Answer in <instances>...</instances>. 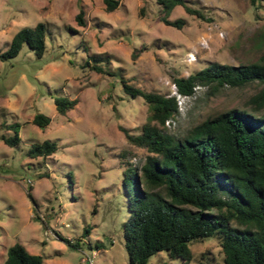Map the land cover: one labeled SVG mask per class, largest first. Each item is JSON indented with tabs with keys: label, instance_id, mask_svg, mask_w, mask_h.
I'll use <instances>...</instances> for the list:
<instances>
[{
	"label": "rangeland",
	"instance_id": "rangeland-1",
	"mask_svg": "<svg viewBox=\"0 0 264 264\" xmlns=\"http://www.w3.org/2000/svg\"><path fill=\"white\" fill-rule=\"evenodd\" d=\"M118 1L108 12L103 0H0V53L20 28L38 22L47 27L42 56L22 44L17 55L0 59V264L14 243L40 255L41 264H129L122 237L129 215L123 175L130 185L148 152L129 143L121 127L139 133L149 111L141 97L124 92L122 77L167 94L173 77L210 62L250 63L264 52V0H191L204 18L177 5L168 18H183L179 28L159 20L154 0ZM79 9L83 25L76 20ZM208 25L216 26L210 48L187 64L186 52ZM259 87L199 86L163 129L182 136L207 117L249 109ZM60 97L76 104L61 114L54 103ZM37 113L50 118L45 127L33 123ZM14 129L20 141L9 145L2 137ZM47 139L56 142L54 153L27 154ZM187 245L190 264L223 259L216 236ZM145 264L181 260L159 251Z\"/></svg>",
	"mask_w": 264,
	"mask_h": 264
},
{
	"label": "trees",
	"instance_id": "trees-1",
	"mask_svg": "<svg viewBox=\"0 0 264 264\" xmlns=\"http://www.w3.org/2000/svg\"><path fill=\"white\" fill-rule=\"evenodd\" d=\"M154 1L159 6V20L166 25L179 28L184 24L183 18H168L177 5L204 18L191 0ZM103 2L108 12L119 4L118 0ZM82 13L79 9L76 14L80 25L84 23ZM46 28L44 22L20 28L0 59L17 55L22 44L42 56ZM172 80L182 94H191L195 86L216 90L224 85L242 88L257 83L260 87L248 99L249 109L232 108L207 117L177 136L163 129L165 120L177 114L175 98L133 86L122 77L124 92L141 97L149 111L139 133L130 134L121 127L129 143L148 152L140 174L134 168L130 185L128 175H123L129 215L122 224V237L129 264H145L159 251L179 258L181 264H190L187 242L212 236L219 239L223 253L222 261L215 264H264V52L250 63L210 62ZM54 103L64 114L76 99L60 97ZM32 121L45 127L50 118L37 113ZM2 139L9 145L20 141L16 129ZM56 148V142L47 139L31 145L27 154L47 157ZM41 263L40 255L28 252L20 243L7 249L3 262ZM194 264L205 263L199 260Z\"/></svg>",
	"mask_w": 264,
	"mask_h": 264
},
{
	"label": "built area",
	"instance_id": "built-area-1",
	"mask_svg": "<svg viewBox=\"0 0 264 264\" xmlns=\"http://www.w3.org/2000/svg\"><path fill=\"white\" fill-rule=\"evenodd\" d=\"M214 27L208 25L207 29L198 35L194 45L185 54L184 60L187 64H192L196 62L197 56L200 53V51L210 48L212 31ZM215 34L218 38L222 39L224 37V32L222 30H219V29L216 30ZM188 75H189V72H187L185 76H188ZM168 84H169V87H168V92L166 96H172L175 98L176 104H177V113L182 111L184 102L188 99H191L194 96L197 88L199 87V86L193 87V92L191 94H182L177 90V87L173 80L169 81ZM174 117H170L166 119L164 124L166 126H169L171 123H173Z\"/></svg>",
	"mask_w": 264,
	"mask_h": 264
}]
</instances>
